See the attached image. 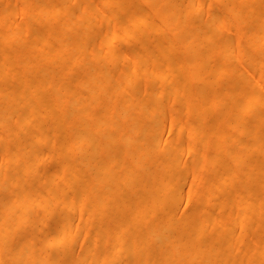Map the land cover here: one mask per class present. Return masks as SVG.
Instances as JSON below:
<instances>
[{
  "label": "bare ground",
  "instance_id": "obj_1",
  "mask_svg": "<svg viewBox=\"0 0 264 264\" xmlns=\"http://www.w3.org/2000/svg\"><path fill=\"white\" fill-rule=\"evenodd\" d=\"M0 146V264H264V0H0Z\"/></svg>",
  "mask_w": 264,
  "mask_h": 264
},
{
  "label": "rangeland",
  "instance_id": "obj_2",
  "mask_svg": "<svg viewBox=\"0 0 264 264\" xmlns=\"http://www.w3.org/2000/svg\"><path fill=\"white\" fill-rule=\"evenodd\" d=\"M11 1H12V2H17V0H11ZM22 12H23V10L20 9V8H18V10H17V16H18V19H21L20 16H21ZM97 36H98V34H96V37H97ZM108 46H109V44L103 45L104 48H106V47H108ZM0 148H1V146H0ZM44 165H45L46 167H50V166L53 165V161H52V160H48L47 162H45ZM185 205H186V203L183 202V203L181 204V208H184ZM49 225H51V223H48V228H49ZM23 231H24V228H21V229L18 230L19 233H23Z\"/></svg>",
  "mask_w": 264,
  "mask_h": 264
}]
</instances>
